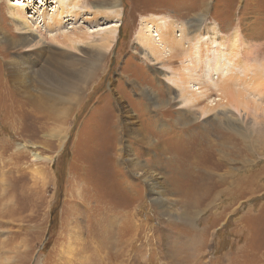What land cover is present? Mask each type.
<instances>
[{
    "label": "rangeland",
    "instance_id": "1",
    "mask_svg": "<svg viewBox=\"0 0 264 264\" xmlns=\"http://www.w3.org/2000/svg\"><path fill=\"white\" fill-rule=\"evenodd\" d=\"M38 1L0 0V264H264V90L251 89L255 73L257 84L264 82V0H109L117 17L95 14L93 7L104 9L106 0H58L63 8H54L52 0L43 8ZM18 3L37 36L76 29L93 32L90 41H95L117 25L100 62L102 72L82 93L51 96L32 80L20 87L26 93L16 94L9 61L23 63L22 68L43 65L42 57L11 45L18 36L8 7ZM66 7L69 14L61 28H48L49 17ZM144 22L161 43L155 45L161 53L154 50L150 59L138 42ZM195 24L198 36H193ZM194 42H199L196 57L191 53ZM78 46L81 53L74 51L73 58L84 60L88 49ZM51 49L58 62L66 63L72 55L65 60L59 49ZM190 56L195 59L189 65ZM188 77L190 85L202 82L195 84L199 90L186 89ZM242 80L245 84L239 86ZM223 82L238 94L237 109L226 111L217 104L225 102L217 100ZM51 83L49 78L43 85ZM211 86L216 90H209ZM196 92L212 108L205 116L197 108L196 124L205 125L219 112L226 113L229 125L237 117L243 120V164L236 171L239 164L228 154L207 182L216 183L210 190L213 202L192 219L194 225L182 228L177 194L167 191L166 180L172 168H185L186 150L181 159L164 155L170 162L160 164L153 146L158 141L157 147L166 150L194 148L192 137L198 136L205 141L203 151L209 149L216 160L210 167H215L219 147L208 141H218L216 137H204L205 130L195 125L185 132L181 128L184 134L172 139L179 135L178 112L192 105L183 101L184 94L194 98ZM253 97L259 106H244ZM125 123L131 132L141 129L156 143L131 134ZM131 159L158 180L159 192L153 194L151 183L128 166ZM193 168L198 175L203 167L198 162ZM179 180L186 179L179 174ZM222 190L227 191L215 195Z\"/></svg>",
    "mask_w": 264,
    "mask_h": 264
},
{
    "label": "bare ground",
    "instance_id": "2",
    "mask_svg": "<svg viewBox=\"0 0 264 264\" xmlns=\"http://www.w3.org/2000/svg\"><path fill=\"white\" fill-rule=\"evenodd\" d=\"M71 1H73V0H71ZM71 1L69 0V2H71ZM106 1H107V5L104 9H103V7L99 8L98 6L93 7V9L95 10V14L97 15L98 13L99 14L102 13V14H106L109 16L114 14L117 17L118 16L117 11H116L117 8L114 11H111V9L115 5L113 6L112 3L109 2V0H106ZM38 2L40 4V6H42L43 8L47 7V1L46 0H39ZM52 3H54V5H56V7H54V8H63L65 6L64 2L61 3L58 0L57 1L52 0ZM76 3H78V1ZM17 6H21V5H19V3H18V4H14V5L13 4L9 5V7H8L10 18L13 21V23L15 24V29L17 32L16 34L18 36V40L11 43V45L17 44L25 52L31 51V53L34 56L38 57V59H40L42 57V60H43L42 64L43 65L39 66L38 68H35L34 65H32L31 67H25L24 66L25 68H22L20 66H22L23 63H21L20 65H17V64L14 65L11 62L12 60L9 61V63L7 64L8 65V72H9V76L12 78L10 81H12V84L16 85V87H14L16 94L26 93L27 91L22 90L20 87L25 86L28 83H31L32 80L35 81L37 84H39L38 87L40 88L39 89L40 91L45 92L51 96L57 95V94L62 93V92L64 95H78L81 91L83 92L85 87H87L88 84H91L94 81V78L96 76H98L100 74V72H102V68H101L102 65L100 64V62L105 57V53L108 52L110 47H111V44L113 41V34H114V32H116L117 25L114 24V26H111V30L107 34L103 33L101 36L98 37L99 39L95 40V41H90L91 36L89 34H92L93 32H90V31L80 32V30H79V32H77V31H75L76 29L73 30L72 32L69 31L70 33H65L64 31L62 33H57L51 37H48V38H50V39H48L45 36H42L40 34L37 36L33 33V31L31 30V27L28 25V19L26 20V18H28L27 14L24 12L23 9L16 8ZM68 10L69 9L67 7L65 9H60V12L58 10H56L57 12H55V14L51 15V17H49V19H48V23H47L48 28H52V30H54L56 28L60 29L62 24L65 22L63 16L67 17V15L69 14ZM71 10H73V9H71ZM105 17H107V16H105ZM42 21H43V19H42ZM195 23H196V21H195ZM142 25H143V27H141L140 31H139V37H138L139 41L138 42H140V44H142L143 48H145L149 51L148 52L149 55L147 53H145V58L150 59L152 57L151 55L154 54V50L157 49V46H155V45H159L161 43H159V40H158L159 35L157 34V32L151 30V26L149 28V26L145 22ZM193 26H194V29H193L194 35L193 36H198L199 35V31L197 30L198 25L195 24ZM81 31H82V29H81ZM169 43H171V42H169ZM198 44H199V42H196V43L194 42L192 45L193 48H192L191 53L195 57L198 54V48H197ZM78 45H83L84 47H86L88 49L89 53L87 54V56L84 60L79 59V56L76 58H73L75 55H77V54H74V51L81 53V51L78 50L79 49ZM45 47H47V50H46L47 57H45L46 55L43 56V53H42V51L45 49ZM51 47H54L55 49H59L61 51V52H59V54L60 55H61V53L64 54L61 56H64L63 58H65V60H66V55H69V54H72V55H70L68 57L66 63L58 62L56 60V58H54L53 55L51 54V53H55V51L52 50ZM147 50H145V51H147ZM157 50H158L159 54L162 51L159 49H157ZM170 51H173V50L170 49ZM188 52L185 51L184 54H187ZM217 52H219L218 48H217ZM41 53H42V55H41ZM86 53H87V51H86ZM55 55H57V54H55ZM20 56L21 55H19V57ZM193 56H190L188 61H186L187 64L190 65V62H189L190 59H195ZM173 57H176V56H173ZM177 57L179 58V56H177ZM82 58H83V56H82ZM24 65H26V61L24 62ZM77 66H78V68H76ZM30 68H31L32 73L27 72ZM34 68H35V70H33ZM188 68H189V70H187V71L188 72L191 71L189 66H188ZM26 69H28V70L26 71ZM197 70H198V68H197ZM27 74H30V79H28V80L26 79ZM223 74H224V72H223ZM227 74H228V72H227ZM192 75L193 74H190V76H192ZM195 75H196V77H197V75L199 76V74H197V73ZM225 75L226 74H224V76ZM208 76H210V75H208ZM185 77H186V75H185ZM201 77L202 76L200 75V79H201ZM49 78L53 79V83L48 84L47 86L43 85V83L45 82V79H49ZM209 78L211 79V77H209ZM235 78L237 79L236 76H235ZM194 79H195V77H194ZM236 79H235V81H236ZM186 80H188L187 81V88L184 86L185 85V83H184L185 79L184 80L182 79V81H181L182 82L181 85L183 86V90H184V88H186L187 90L188 89L192 90V91L199 90V88H196L197 85H195L198 81L197 82L195 81L196 82L195 84L193 83L195 85L194 86V85H190L191 83L189 82L190 81L189 77H188V79L186 78ZM252 80H253V82H251L252 83L251 89L253 90V92H257L258 89L264 90V82L262 84L261 83L257 84V82L259 80L258 72L255 73ZM202 81H205V79ZM176 82H177V80H176ZM200 82H198V83H200ZM224 82H223L221 89L219 87L217 88L215 85V87L219 91L221 90L220 98L217 100H220V101L224 100L225 101L224 103L223 102L218 103V101H217V104L220 105L221 108L225 107L226 111H227V108H229V107L230 108L233 107L234 109H237L239 107V104H241L240 103L241 100L239 101L238 99L234 98V96L238 95V94H235L236 92L234 93L232 91V88H231L232 86L230 84H228V82H226V83H224ZM25 83H27V84H25ZM201 83H200V85L199 84L198 85L201 86ZM208 83H209V81H208ZM178 84H180V82ZM240 84L241 85L245 84V80L239 81L238 85L241 86ZM206 86L208 87V85H206ZM213 86H211V89H209V90L213 91V89H215V87L213 88ZM204 87H205V85H204ZM207 87L205 89H207ZM201 88H203V87H201ZM237 88H238V86H237ZM205 89H203V90L208 94V92ZM197 94H195L197 97H194V98H193L194 95L192 93L184 94L183 101H185L187 103V106H189L191 103H192V105L189 109L187 108L186 111L182 110V111L178 112V115L176 116L177 119L175 120V123H177V125L180 126L179 129H177V130H179V132H177L179 135H174L173 137L172 136L171 137L173 140H175L176 138L178 140V137H181L184 134L183 132H185L186 130H189V127H192L195 125H197V129H202V131L205 130L204 132H206V134L203 135V133H202V135L204 137L209 136L208 139L211 136H213L214 138L216 137V140H218V141H214V140L208 141L209 144L212 143L211 145L219 147V149H215V154L218 157V158L216 157L218 160V163L215 164L214 168L210 167V165L215 163L216 160H213V156L210 155L209 149L203 151L202 148H204L205 141L202 140V138L199 139L200 137H198V136L192 137L193 141H195L193 144H195V143L197 144V146L194 148H190L187 146V149L181 148L180 151L179 150H166V149H162V148L157 147L159 144L158 141H157V145L153 146L152 143L155 144L156 142L152 141L148 137V135H144V133L141 129L140 130L135 129V130H132V132H131V129L130 128L128 129L129 124H127L128 125L127 126L126 125L127 122H126L124 125V129L127 128V130H129L131 134H136L138 136L143 137V141L146 139V141L149 143V145H152L153 148H155L157 156H159L161 159V160L159 159L160 164H161V162L162 163H169L170 162V158L168 160L167 159L164 160V158H166V157H164V155L170 156V153L173 155L177 154L176 159H181L180 154L182 155L183 152L186 150L185 156L182 159L184 162L185 168L183 170H179L178 168H174V169L172 168L171 175L169 173L167 180H166V181H168L167 191L168 192L170 191L172 193L177 194V198H175L176 199L175 202L178 203V205H179V209L178 208L177 209H178V215H179V213H180V215L178 217H181V219L183 218L181 220L182 221V223H181L182 228H184L183 225H185V224L194 225V220H192V219L199 216L203 211H206L205 209L207 207L209 208L210 203L213 202V199H210V190H211V187H213L216 183L214 185H209L207 182H209V176L215 178L214 175H216V173H217L216 172V170L218 169L217 167L223 166V165H221V162L226 163V161L228 160L227 159L228 154L233 156L230 159L234 162V164H237V165L239 164L236 171L240 172V166L242 168V164H243L242 152H243V141H244L243 137L244 136H243L242 126H241L243 120L239 119L237 117L236 121H234L235 123L232 122L233 124L231 123V125H229L228 117H227L226 113H222V112L220 113L219 112L220 114L215 113L216 115H214L212 119L207 120L205 125L196 124L195 122L198 119L197 115H199L201 111H202L201 116L202 115L205 116V115L210 113V110H212V108L210 109L208 107V105H206L207 104L206 103L207 98L205 99V97H204L205 100H201V99H203V94L200 96H199V94L198 95ZM209 94L211 95V91L209 92ZM46 96H48V95H46ZM204 96H206V94H204ZM200 97H202V98H200ZM218 97H219V94H218ZM51 98H53V97H51ZM250 103L253 105L259 106L258 104L255 103L254 97L250 101L244 102V106H248V104H250ZM218 105H217V107H218ZM197 108L201 110V111H199V113L197 112L198 111ZM244 108H246V107H244ZM262 111H264V107L262 108ZM209 117H210V115H209ZM229 118H231V117H229ZM204 119H206V117ZM204 119H202V120H204ZM175 123H174L173 127H178L177 125H175ZM181 128H184L185 130H183V132H182ZM167 130H168V128L164 129V130L162 129V132H168ZM170 130H172L171 127H170ZM246 137L247 136H245V138ZM133 138H135V137H133ZM185 138H186V140H188L189 136H187ZM221 138H222V140H220ZM168 140L169 139L164 138L161 141L162 142H168ZM142 143H144V142H142ZM159 150L165 151V152L159 154ZM227 151H228V153H227ZM231 160H230V162H231ZM198 162H199V165L203 168L197 170V171H199L198 175H194L193 171L195 169L193 168V166L196 165ZM128 166H130L134 171L139 172L140 175H143L144 176L143 180L145 182L147 181V182L151 183V189H152L151 192L153 194H155V192H159L158 191L159 185L157 183L158 180L153 178V176L151 178L150 175H148L144 171H142L143 170L142 168L145 166H141L140 162H138V160L136 162H134L133 159H131ZM167 168L171 169L168 166H167ZM179 174L182 175V177H184V179H186V180L185 181L182 180L180 182ZM135 175H138V174L136 173ZM225 178H226V176L224 177V175H222L221 180L224 181ZM220 183L221 182H219V184ZM231 183H233V182H231ZM153 191H155V192H153ZM226 191L227 190H222V191H220V193L217 192V194H215V195H217V196L221 195L222 193H224ZM208 193H209V195H208ZM214 198H216V196ZM239 208L240 207L236 208L234 212L236 213L237 209H239ZM216 214L217 213H215V215ZM222 214H223V212H222ZM222 214L220 213L216 217L219 218V217H221ZM214 221H215V219H214ZM196 225H197L196 226V228H197L198 224H196ZM203 229H201V230H203ZM204 232H206V230L205 231L203 230L202 235L205 234ZM208 234H209V232H208ZM189 235H191V234H189ZM212 236L214 237V235H212ZM210 239L212 240V238H210Z\"/></svg>",
    "mask_w": 264,
    "mask_h": 264
}]
</instances>
